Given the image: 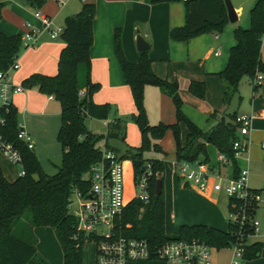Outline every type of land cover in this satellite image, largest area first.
<instances>
[{"label":"trees","instance_id":"trees-1","mask_svg":"<svg viewBox=\"0 0 264 264\" xmlns=\"http://www.w3.org/2000/svg\"><path fill=\"white\" fill-rule=\"evenodd\" d=\"M32 7H39L43 0H26ZM146 3L180 1L184 8V25L172 28L168 37L172 41H186L204 33L219 34L228 23L223 0H142ZM2 4L0 3V16ZM95 8L93 3H81L79 10L63 18L59 39L63 46L56 59V71L52 75L31 73L20 81L23 88H34L38 93L51 96L59 106V125L55 140L60 147V163L55 173L45 174L33 150H28L15 138L17 112L11 107L7 117L8 133L6 138L19 148L22 176L8 181L0 171V264H47L35 250V237L32 228L48 226L60 245L62 264H79L81 247L84 241L74 240V220L69 215L66 204L74 191L85 192L89 167L101 157V145L118 152L108 145L109 138H124L123 121L112 118L106 123L104 132H93L86 128L85 119L106 120L110 114L108 103L95 104L92 95L99 85L89 77L90 59L88 49L92 42L91 23ZM264 31V8L262 0H255L248 10V27L234 26L232 38L234 44L228 50L227 62L217 73L222 80L221 100L238 94V86L245 78L255 92L259 83H252L258 73L264 77V50L259 48V37ZM113 53L127 85L134 113L130 120L137 128L139 143L136 147H126L119 157L128 161L133 175H138L149 164L152 176L147 188L148 200L143 203L132 199L123 208L117 229L121 234L145 239L150 248L161 242L173 239H199L213 248L229 245L236 239L237 228L227 222L225 230L203 224L180 225L177 235L164 233V199L162 191L154 195L156 173L163 175V161L155 157H146L145 153H162L159 140L170 129L174 141V160L208 163L206 145H211L218 153H223L233 175L237 172L232 141L237 136L238 123L236 112L232 111L217 118L207 129H200L192 123L181 110L182 101L178 95L175 81L157 77L150 68L147 51H140L135 62L128 61L123 54L120 42V29H112ZM20 49V33L4 34L0 30V70L7 68L17 57ZM81 68V77L78 70ZM155 86L167 95L174 106L175 122L165 124L147 121L143 106V87ZM188 92L202 99L204 83L190 80ZM82 92L80 95L79 92ZM213 116V113H211ZM179 124L186 128L181 142ZM264 160V157H263ZM163 179V176H162ZM254 190H259L253 188ZM242 233L250 231L248 226ZM261 245L258 242L246 247L244 257L252 259L259 255ZM129 264H163L155 255L145 260Z\"/></svg>","mask_w":264,"mask_h":264},{"label":"crops","instance_id":"crops-1","mask_svg":"<svg viewBox=\"0 0 264 264\" xmlns=\"http://www.w3.org/2000/svg\"><path fill=\"white\" fill-rule=\"evenodd\" d=\"M89 2L93 3L95 8L91 23L92 42L88 49V56L90 59L89 77L92 82H96L99 85L98 90L92 95V101L95 104L108 103L110 108V114L106 120H97L101 123L102 129H104L103 131H105L106 123L110 119L117 118L122 120L134 113V106L129 89L122 80L121 72L113 53V28L120 29L121 47L124 57L128 61L135 62L137 60L139 52L135 49L134 38L136 34H139L140 37H142L148 45L146 51L151 60V71L161 79L176 82L178 95L182 101V113L198 128L207 129L217 118L230 113L227 111L228 101L222 102L221 100L222 80L217 73H219L226 65L228 50L234 44L231 33L234 26L237 25L238 9H235L236 21L234 23H228L226 28L219 34L204 33L186 41H172L168 37L169 30L184 25V8L180 1L150 4L143 2L142 0H83L80 1L79 7L81 3ZM254 2H251V6ZM65 5L66 2L64 0L62 5H54L51 1H48L39 7H32L25 0V3H23L21 7L30 13L31 19L25 20L27 18L25 16L22 18V21L20 20L17 24H12L15 33L23 32L24 22H30L33 25L36 24V20L31 14L34 9H38L50 16L53 25L57 12L63 7L65 8L64 11H66L64 13L68 15L76 13V9L79 10L78 6L66 8ZM238 26L241 28L248 27V13L247 17H245L243 22ZM1 30L4 32L7 31L6 28H1ZM43 34L44 33H41L38 36V41L34 48H22V51H20L16 57V60H18L17 69L21 67L20 65H24L30 56L39 57L38 63L35 66L36 68L29 70L31 72H27L28 74H25L24 77L22 76L23 78L31 73L52 75L56 71V59L63 43L59 38L52 40L47 36L48 39H44L42 38ZM39 39L40 43L38 46ZM215 52H217V54H215ZM23 78H21L20 81ZM243 79L244 78H242V80ZM11 80L15 83L13 75H11ZM190 80H198L204 83V96L202 99H198L188 92L187 85ZM23 90L13 97L12 103L17 112V120L27 132L23 124L24 115L33 113L40 114L43 109L47 108L48 101L55 100L51 96L40 94L37 91V95L35 96L39 97L36 98L33 94H27ZM254 95L255 98H253ZM249 104L250 106L247 111H235L236 115L245 113L251 116L248 132L250 143L244 154V158H238L235 160L237 169L241 168L239 166V162L241 161L242 166L245 165L248 171L250 163L263 160V152L254 155L252 151L253 148H257L259 151L261 150L259 146L261 143L260 139L264 138V77L260 80L259 87L255 92H253L251 88ZM143 106L148 123L154 124L156 122H162L165 124H172L175 122L174 106L171 99L167 95L161 93L155 86L145 85L143 87ZM211 113H213V116ZM178 128L179 139L182 142L186 134V128L183 124H179ZM135 130L137 132L139 143V135L136 126ZM258 135H260V137ZM30 137L34 144V152L36 145L33 137L31 135ZM169 137H172V133L170 129H167L159 140V146L164 155L165 148L163 149L162 141L163 138H166L165 140H167ZM170 149L172 157L167 161L169 165H171L173 173H175L174 165L172 163L174 160V144ZM206 154L208 164L212 166L216 165L217 151L215 148L211 145H206ZM162 161L164 167V163L167 161ZM126 164L129 168L130 163L127 162ZM218 169L224 175H233L230 164L224 167L219 166ZM0 171L8 181L13 180L17 176V166L13 165L1 154ZM176 178L181 196H185V198L191 201L204 200L210 203L209 206H211L213 211H216V207H214L215 200L216 197L221 194L209 190L205 193L195 191L193 190L194 188H189V185H186V183L178 176ZM183 187L188 188L183 191ZM251 188L258 189L257 187ZM197 224L217 228L216 224L210 220H203ZM38 228L39 226L32 228L33 234L38 235L36 233H39L41 230ZM42 230L47 231L48 229Z\"/></svg>","mask_w":264,"mask_h":264},{"label":"built area","instance_id":"built-area-1","mask_svg":"<svg viewBox=\"0 0 264 264\" xmlns=\"http://www.w3.org/2000/svg\"><path fill=\"white\" fill-rule=\"evenodd\" d=\"M54 1L57 5L64 3V0ZM262 6L264 8V0ZM31 14L36 24L24 22V30L20 33L21 48H34L41 33H46L52 40L59 37L62 27L54 26L50 16L38 9H34ZM259 48L264 50V31L259 37ZM17 68L18 62L15 58L6 69L0 70V154L16 165V175L22 176L24 170L21 167L19 148L6 138L7 117L13 107L12 99L23 90L20 84L11 80V72ZM262 78L258 73L252 83H259ZM81 93L80 91L78 94ZM235 122L238 123V137L232 141L231 148L236 160L244 158L249 145L251 116L245 113L237 114ZM15 138L28 150H33V141L18 120L15 123ZM259 146L264 157V142ZM127 162L119 157V153L102 146L100 159L89 167L86 176L87 190L74 191L68 197L66 208L74 220L72 238L93 245V264H129L145 260L151 255H155L163 264H212L210 251L213 247L199 239L167 240L152 249L145 239L120 233L117 226L123 208L132 199L147 202V188L152 176L148 163H145V169L141 173L133 175L131 165L128 168ZM172 163L175 173L186 185L201 193L209 190L225 198L227 222L237 228V233L234 242L222 248L231 252L230 264H244L249 260L244 257L246 247L253 242L264 245V238L262 241H251V237L259 232V224L254 214L264 195V186L254 190L247 185V167L238 168L232 176L221 173L218 167L229 165L223 153L217 152L214 166L197 161L173 160ZM127 190L129 195L126 197ZM245 226H248L250 231L244 235L241 229Z\"/></svg>","mask_w":264,"mask_h":264},{"label":"rangeland","instance_id":"rangeland-1","mask_svg":"<svg viewBox=\"0 0 264 264\" xmlns=\"http://www.w3.org/2000/svg\"><path fill=\"white\" fill-rule=\"evenodd\" d=\"M51 1L54 5L57 3L54 0H43V3ZM234 11L238 9L237 12V25L243 22V19L247 17L248 9L251 7V2L255 0H229ZM66 8L71 6L79 8V0H65ZM2 4L1 16H0V30L1 28H6L7 33L2 31L4 34H14V24L22 21L23 17H27L25 20H30L31 16L28 11L23 9L22 4L25 0H0ZM63 7L57 12L54 18V26H61L63 23V17L67 16ZM76 9L75 12H77ZM13 24V25H12ZM228 23L223 27L226 28ZM42 38L48 39L47 35L44 33ZM40 39L38 42V46ZM22 51L20 47L19 52ZM18 55V54H17ZM38 56H30V58L24 63V65H19V69L11 72L13 75V80L15 83L20 84V79L36 68L38 63ZM18 62V60H17ZM82 70H78V76L81 77ZM23 76V77H22ZM24 92L27 94L37 95L34 88H23ZM259 92V91H258ZM36 93V94H34ZM256 95V94H255ZM255 95L253 98H255ZM36 98L39 96H35ZM251 97V86L244 78L238 87V94L231 96L227 102V111H237L242 112L243 110L249 109V99ZM59 106L58 103L50 100L47 102V108L43 109L40 114H25L23 117V124L27 132L33 137L36 145L34 155L45 174H53L56 171L57 166L60 163V147L55 140V133L59 125L58 116ZM39 111V110H38ZM37 111V112H38ZM19 118V117H18ZM20 119V118H19ZM123 121V132L125 137L121 139L109 138L108 145L116 148L119 153H121L126 147H136L138 145V136L135 130L133 122L130 120V116ZM85 126L93 132H104L101 123L94 119H85ZM260 137V135H258ZM163 138L162 146L165 148V155L163 153L147 152L146 157L161 158L162 160H169L171 155V146L173 147V137H169L167 140ZM261 142L264 141L260 139ZM250 143V142H249ZM102 147L101 143H99ZM254 155H258L259 152L263 150H258L253 148ZM241 162V161H240ZM239 162L241 168L242 162ZM164 177L162 179V195L164 199V218H163V229L164 233L169 236L177 235L178 228L181 224H197L203 220H210L216 224L217 228L220 230H225L227 227L228 214L226 210V201L222 195H218L215 200L214 207L216 211L211 209L210 203L206 201H191L185 196H181L178 190L177 173H173L171 165L168 161L164 163ZM247 185L250 187L261 188L264 186V160L256 161L249 164V171L247 175ZM191 188V186H188ZM188 187H183V191L187 190ZM193 188V187H192ZM191 188V189H192ZM197 191L195 188L193 189ZM129 195V190H127L126 197ZM172 214V216H171ZM254 218L258 221L259 232L255 233L251 237V241H262L264 235V195L261 198L259 206L255 211ZM41 229L38 235L35 237V247L37 254L40 255L47 264H62V254L60 245L50 227L39 226ZM42 229H48L42 230ZM211 263L212 264H230L231 252L226 248H213L210 251ZM93 245L90 242L83 243L81 247V261L79 264H93ZM244 264H264V246L261 247L259 255L247 260Z\"/></svg>","mask_w":264,"mask_h":264},{"label":"water","instance_id":"water-1","mask_svg":"<svg viewBox=\"0 0 264 264\" xmlns=\"http://www.w3.org/2000/svg\"><path fill=\"white\" fill-rule=\"evenodd\" d=\"M223 5L225 8V14L228 23H234L236 21V13L230 3L229 0H223ZM134 44H135V49L136 51H145L148 49L147 43L140 37L139 34L135 35L134 38ZM156 178H155V183H154V195L157 196L161 193L162 191V173H156Z\"/></svg>","mask_w":264,"mask_h":264}]
</instances>
